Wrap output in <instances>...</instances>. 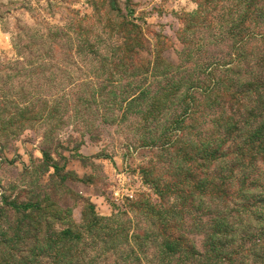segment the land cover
Listing matches in <instances>:
<instances>
[{"label":"rangeland","instance_id":"374dc122","mask_svg":"<svg viewBox=\"0 0 264 264\" xmlns=\"http://www.w3.org/2000/svg\"><path fill=\"white\" fill-rule=\"evenodd\" d=\"M241 3L0 0V264H264V109L207 98L264 74ZM223 129L245 148L214 209L196 141Z\"/></svg>","mask_w":264,"mask_h":264},{"label":"trees","instance_id":"16d2710c","mask_svg":"<svg viewBox=\"0 0 264 264\" xmlns=\"http://www.w3.org/2000/svg\"><path fill=\"white\" fill-rule=\"evenodd\" d=\"M237 12V27H235V25L229 21V23H227V25L229 26L228 32L234 33L235 37H237L239 39V42H241L240 44L249 41L253 36L257 37L259 41H264V17L260 20L258 19L259 12H262L264 14V0H242V3L239 6ZM263 61L264 56L262 58V62ZM250 74L251 70L244 73L239 72L235 76L226 74L222 77H218L217 79H213L208 78L212 75V71H209L206 77L209 80V86H212V88L209 92L207 91V98L212 96L214 98H219L224 102H237V104L241 101L240 99H247L248 105H251V107L249 106V108H252L254 104H259L260 108L264 109V74L260 72H254L255 75L247 80ZM235 81H240L241 86L237 87L236 85H234ZM209 86L205 87V90H209ZM217 86H222L220 88L222 89L221 93H217L218 90H215L214 92V87ZM252 96L254 97V99L252 98ZM182 102L183 104H189L186 106V110L196 112V106L193 102H191L190 104L186 99ZM221 114L226 117L225 113H220L219 116ZM261 115L262 116L260 117L261 120L258 127L264 126V111H262ZM237 117L239 116L237 115ZM210 135L211 136H208L204 140H200L199 142L196 141L197 146H199L200 143L209 144L210 147L207 145L206 147L210 149L211 153H207L205 155V159L202 160L203 163H205L209 168L208 178L205 181L199 180L195 184H197L198 187L205 185L207 186L209 195V208L213 207L214 209H216V204L218 202H222V204L223 202L230 203L231 198H227L226 196L221 194L222 190L228 188L229 182H227V179H229V176L234 173V166H236L229 165L228 163L235 164L236 162H238L243 156L245 147H241L242 145L240 143L228 141L229 135L227 130L225 129L219 132L218 135H214L213 132ZM227 142H230V145H227ZM260 142L264 143V140H261ZM257 143L258 142H256V144ZM46 158L47 157H45V159ZM216 162L224 163L227 168L223 167L220 168L221 170H216ZM222 208L224 209V205H222ZM216 219L218 222H221V224H218ZM219 219L220 218L218 214H215L213 216V219L211 220V224H208V237L213 241H216V239H218V237L220 236L219 227H222L223 224H229L230 222V220L227 218L225 219V217L224 219ZM230 224H235V222L231 219ZM163 247L166 250H168L169 248L167 243L164 244Z\"/></svg>","mask_w":264,"mask_h":264}]
</instances>
